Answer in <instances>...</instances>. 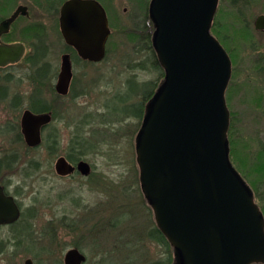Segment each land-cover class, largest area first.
Listing matches in <instances>:
<instances>
[{
    "label": "rangeland",
    "instance_id": "374dc122",
    "mask_svg": "<svg viewBox=\"0 0 264 264\" xmlns=\"http://www.w3.org/2000/svg\"><path fill=\"white\" fill-rule=\"evenodd\" d=\"M5 1L10 5L0 14H9L18 5L27 6L29 12V17L22 18L14 28L13 39L21 38L20 30L29 26V39L35 28L43 33L44 41L40 48H29L30 58L35 56L39 62L33 65L31 58L14 65L12 77L1 83V89L13 96L40 92L57 111L56 130L62 142L53 154L45 145L32 151L12 141L0 145V157L14 154L17 161L10 171L0 172V181L11 192L19 188L22 194L17 198L25 205L33 203L38 211L29 230V240H34L29 250L11 247L9 254L19 253L0 255V264H23L26 258L33 264H63L69 248L79 249L86 257L85 264H149L164 258V250L146 235L154 217L140 188L135 153L145 107L163 81L162 72L152 68V55L140 37L148 32L151 0H98L107 12L110 30L106 57L99 63L73 57L71 95L59 98L50 89L61 56L72 52L61 38L58 12L53 14L52 9L58 10L65 0ZM247 5L244 21L234 23L237 17L230 2L219 0L214 19L219 28L214 26L212 34L239 69L225 93L228 110L234 116L230 162L250 187L264 216V77L250 64L264 63V35L253 28L254 19L264 14V0H247ZM43 63L45 71L39 73ZM44 74L48 76L43 78ZM27 104L26 100L22 107ZM142 105L139 117L136 109ZM1 109L0 128L4 129L8 121L13 129L5 131L2 140L6 141L16 132L21 110ZM79 130L92 144L82 155L91 173L88 177L78 173L58 176L54 162L65 156L69 138ZM29 161L34 162L30 168L29 164L25 166ZM173 252L169 256L171 264H176Z\"/></svg>",
    "mask_w": 264,
    "mask_h": 264
},
{
    "label": "water",
    "instance_id": "95a60500",
    "mask_svg": "<svg viewBox=\"0 0 264 264\" xmlns=\"http://www.w3.org/2000/svg\"><path fill=\"white\" fill-rule=\"evenodd\" d=\"M217 4L218 0L150 1L152 44L164 80L148 102L136 137L139 183L157 228L177 252V264H264V219L228 159L224 92L231 64L210 34ZM25 10L19 6L1 26ZM58 22L65 43L81 59H103L110 30L98 1H64ZM255 24L264 29V17ZM22 52L20 45L0 47V58L16 61ZM71 76L69 55L63 54L55 84L58 94H67ZM50 119L49 113H23L21 131L28 146L40 143V127ZM54 169L61 176L75 169L83 176L90 173L87 162L74 167L63 156ZM4 199L0 193V202ZM84 262L85 256L75 248L63 257V264Z\"/></svg>",
    "mask_w": 264,
    "mask_h": 264
},
{
    "label": "flooded vegetation",
    "instance_id": "af4514ba",
    "mask_svg": "<svg viewBox=\"0 0 264 264\" xmlns=\"http://www.w3.org/2000/svg\"><path fill=\"white\" fill-rule=\"evenodd\" d=\"M228 1L230 2L231 0H228ZM8 5H10L9 1L0 0V11H5V9ZM239 5H243L242 11H238L237 9H235L230 2V6L235 10L236 17H237L235 19L234 23H238L239 21L241 22V20L244 21V9H246V7L248 6L247 0H244V2L242 4H239ZM19 6H25V5L16 6V8H14L9 14L7 13L4 15V12H2V14H0V47L4 48V47H9V46H14V45H20L23 47V52H22L21 56L19 57V59H17L16 61H11L7 57H1L0 58V60H3L2 64H0V102H2V103H0V107L3 109V111H8L9 109H13V110L20 109L21 110L19 120H16V122H15L16 123L15 124L16 132H15L14 136L12 137V139L6 140V141L2 140L3 135H5L4 134L5 131L10 133L13 130L10 128L11 125H7V124H12L11 122H8V121L4 122V124H6V125L2 126V127H4V129L0 128V145L3 142L9 143L12 141V142H17V143L23 144L26 151H32V150L36 149L37 147L32 148V147L27 146L25 143V139L23 137L22 131H21V119H22L23 113L26 110L30 111L33 114H43V113H49L50 114V117H51L50 121L48 123H46L45 125L40 127L39 136H40V140H41L42 145H43V142L45 141L46 138H49L50 140L60 139V135L57 133V130H56V124H57L56 120H57V116H58L57 111H55L54 108L50 104L46 103L45 97L40 96V94H39L40 92L36 93L35 96H32V94H31V96H28V95L26 96V94H20V93H18V95L13 96V94L8 95V93H7L8 90L1 89V83H3V81H9L10 78L12 77L13 73H12L11 69L13 68V66L19 64L23 60L28 61L31 59L30 55H29V52H30L29 48L30 49H31V47H34L36 49L38 47L40 48V45L44 41L41 38L43 33L40 34V32L35 28L31 29L33 35H32V38L29 39V33H30V31L28 30L29 26L23 27L20 30L21 38L13 39V37H12V34L14 32L13 30L17 26V23L20 20H22V18L29 17V12H28L27 6H25L26 7V10H25L26 14L19 13L13 21L8 23L7 26H1L3 23L7 22V20L12 16V14L16 11V9ZM59 9L58 10L55 8L52 9V13L55 14L56 12H58V15H59ZM260 16L264 17V14L258 15L254 19L253 28L256 32H260L264 35V29L257 28L256 24H255L257 19ZM218 24L216 23V24H214V26H216ZM218 28H219V25H218ZM216 35L218 36L219 34H216ZM218 40L220 41V39H218ZM263 46H264V42H263ZM226 52H227V54L230 58V61H231V77H233L234 75H236L239 72V69H237V67L235 66V64L237 65V63H234V62H236V60L234 61L231 58L230 53L228 51H226ZM69 58L71 61V69H72V60L74 58L72 57L71 54H69ZM38 62H39V59L37 60L36 57L33 58L31 61V63L33 65L35 63H38ZM244 62L245 61H243V63ZM250 64L251 65L253 64V68L255 67L254 70H257L259 72V74H262L264 77V63L263 62L251 61ZM40 65H41V67L38 69V72L42 73L45 71V68H46V67H43L45 65V63L40 64ZM59 71H60V63H59V70L57 72L55 80H57ZM45 76L47 77L48 75L44 74L43 77L46 78ZM51 77L54 78V75ZM231 77H230V79H231ZM73 80L74 79H73V71H72V77H71V81L69 84V92L72 91ZM50 90H51L52 94L56 95V97H58V98L63 97L56 92L55 83L53 84V86L51 87ZM10 97H11V99L9 100ZM26 100L28 103L27 106L22 107L23 106L22 104L24 102H26ZM4 103H7V104L3 105ZM32 105H34V106L36 105L37 107H33V108H35L37 110L33 109L31 107ZM256 109L257 110L259 109L257 107V104H256ZM261 112H264V109H262ZM233 118H234V116L230 113V125H229V130H228V136H229L228 143H229V155H231V156H232L231 134L233 133V130H234V125H233L234 119ZM235 130H236V127H235ZM259 150H262V148ZM233 155H234V153H233ZM14 157H15L14 154H7V155L0 157V172L2 170L10 171L12 169V166L15 165L17 162ZM263 158H264V156H263ZM65 159L67 160V162L69 164L73 165L74 167L76 166V164H77L76 162L72 163L66 157H65ZM244 159L246 162H248L247 158H244ZM260 161L261 160H258L257 162H260ZM262 162H263L262 168L264 170V160H262ZM28 164H29L28 167L30 168L34 164V162L29 161L28 163H26L25 166H27ZM254 166H257V164L255 163ZM54 172H55V169H54ZM75 173H77L76 170H74L73 173L67 174L65 176H71ZM241 179H243V178L241 177ZM243 181L245 182L244 179H243ZM246 185H247V183H246ZM18 189L19 188H17V191H15V192H11L8 188V185H6V184L2 183V181H0V193L2 194L3 197H5V199L2 200V202H0V229L4 230V231H0V255H12V253H13V255L16 254V252H18V251H14V252L12 251L11 254L8 253V249L11 247H14V246L20 248L22 252L28 251L29 250L28 247H30V243L34 241V240L33 241L29 240V236H30L29 232H32V230L31 231H29V230H30V227L33 226V220L37 216V213H38V211L36 209L37 207L34 206L33 203L31 205L30 204L25 205L21 200H19L17 197H18V195L22 194V191L21 190L19 191ZM15 190H16V188H15ZM7 198H11L12 199L11 202H9V200ZM14 215H15V218H14ZM28 259L31 261V264H33V261L30 258H26L24 260L23 264H25L26 260H28Z\"/></svg>",
    "mask_w": 264,
    "mask_h": 264
},
{
    "label": "trees",
    "instance_id": "16d2710c",
    "mask_svg": "<svg viewBox=\"0 0 264 264\" xmlns=\"http://www.w3.org/2000/svg\"><path fill=\"white\" fill-rule=\"evenodd\" d=\"M240 1H244V0H231V4L233 5V7L235 9H237L238 11H242L243 10V5H239ZM52 8V5H51ZM215 24V23H214ZM214 24H213V29H214ZM151 32H152V28L148 29V32L143 35L140 34V37L144 40V44H145V49L148 50V52L151 53L152 55V61H151V66L152 68L155 70H159L162 72L156 58H155V54L153 51V47H152V43H151ZM70 49V48H68ZM71 50V49H70ZM72 52V50H71ZM73 53V52H72ZM31 58H35V56H31ZM163 75V72L160 73ZM44 78V77H43ZM73 96V95H72ZM33 107H37L35 106H31ZM35 109V108H33ZM143 105L138 109H136L137 112H139V117L142 116L143 114ZM37 110V109H35ZM135 111V113H136ZM61 138L60 139H52L50 140L49 138H46L45 141L43 142V145L46 146L47 150L49 153L53 154L58 145L61 142ZM91 141L87 140L83 135L82 132L79 130V132H76L75 134H73L70 138H69V142L67 143V152L65 153L66 158L72 162L75 163L78 160L82 159V155L86 152V150L90 149L91 146ZM147 238H149L150 240L155 241L158 246L160 248H162L164 250V258H159L156 260L151 261L149 264H171V260H170V251L173 249L171 248V246L169 245L168 241L166 240V238L162 235V233L157 229V227L153 224L151 226V228L147 231ZM174 254L176 253L175 251L173 252ZM176 255V254H175Z\"/></svg>",
    "mask_w": 264,
    "mask_h": 264
}]
</instances>
